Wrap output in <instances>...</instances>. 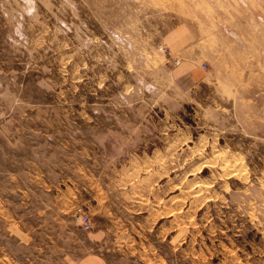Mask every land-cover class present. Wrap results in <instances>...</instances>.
<instances>
[{
    "label": "rangeland",
    "instance_id": "rangeland-1",
    "mask_svg": "<svg viewBox=\"0 0 264 264\" xmlns=\"http://www.w3.org/2000/svg\"><path fill=\"white\" fill-rule=\"evenodd\" d=\"M0 264H264V0H0Z\"/></svg>",
    "mask_w": 264,
    "mask_h": 264
},
{
    "label": "crops",
    "instance_id": "crops-1",
    "mask_svg": "<svg viewBox=\"0 0 264 264\" xmlns=\"http://www.w3.org/2000/svg\"><path fill=\"white\" fill-rule=\"evenodd\" d=\"M176 72H178V74L176 75V82H182V80L186 77H191V79H195L196 78V74L194 71H191V69L187 68V67H180L178 70H175Z\"/></svg>",
    "mask_w": 264,
    "mask_h": 264
},
{
    "label": "built area",
    "instance_id": "built-area-1",
    "mask_svg": "<svg viewBox=\"0 0 264 264\" xmlns=\"http://www.w3.org/2000/svg\"><path fill=\"white\" fill-rule=\"evenodd\" d=\"M79 219L85 229L92 228V222L87 215H81Z\"/></svg>",
    "mask_w": 264,
    "mask_h": 264
},
{
    "label": "bare ground",
    "instance_id": "bare-ground-1",
    "mask_svg": "<svg viewBox=\"0 0 264 264\" xmlns=\"http://www.w3.org/2000/svg\"><path fill=\"white\" fill-rule=\"evenodd\" d=\"M193 172V171H192Z\"/></svg>",
    "mask_w": 264,
    "mask_h": 264
}]
</instances>
